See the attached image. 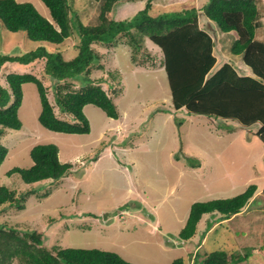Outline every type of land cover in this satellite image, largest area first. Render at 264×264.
<instances>
[{
	"label": "rangeland",
	"instance_id": "374dc122",
	"mask_svg": "<svg viewBox=\"0 0 264 264\" xmlns=\"http://www.w3.org/2000/svg\"><path fill=\"white\" fill-rule=\"evenodd\" d=\"M17 1L31 2L50 19L42 0ZM204 2L153 0L149 12L194 7L199 26L213 39L216 61L208 74L228 62L240 74L251 75L241 56L230 51L236 33L220 31L201 10ZM254 2L260 24L255 39L264 42V0ZM67 3L70 34L46 49L70 58L78 49V22L96 24L100 1ZM144 5V0L119 1L109 17L129 19ZM21 34L0 25V53L28 50V39ZM118 39L114 45L93 43L100 66L92 69L91 77L108 94L113 92L119 115L108 117L86 104L87 133L42 126L36 86L22 85L20 128L0 126V144L8 150L0 164V185L15 190L16 197L31 188L37 191L23 197L20 209L0 205V222L41 232L50 248L96 247L135 264H170L177 257L191 264L195 253L201 258L215 250L228 252L230 264H264V144L255 135L259 124L243 127L229 119L172 110L161 50L144 35L138 50L125 43L126 37ZM43 65L44 59L6 62L0 83H6L7 73H31L43 81L55 107L51 79L42 76ZM42 143L57 145L58 160L71 163L65 176L25 183L18 173L6 174L14 166H30V149ZM251 183L255 192L239 213L227 219L218 212L204 213L189 239L178 237L193 202L232 197ZM10 264L21 263L12 259Z\"/></svg>",
	"mask_w": 264,
	"mask_h": 264
},
{
	"label": "trees",
	"instance_id": "16d2710c",
	"mask_svg": "<svg viewBox=\"0 0 264 264\" xmlns=\"http://www.w3.org/2000/svg\"><path fill=\"white\" fill-rule=\"evenodd\" d=\"M97 1H100L97 23L89 26L78 22L77 52L65 58L59 51H48L46 45H58L70 34L67 0H42L49 10L50 19L31 2L0 0L2 28L11 33L23 32L21 35L29 43L28 50L20 54L0 53V70L6 62L28 64L29 61L44 59L42 76L51 79L57 108L49 101L41 79L31 73H7L6 83H0V126L20 128L18 108L22 100V85L27 82L36 86L40 102L38 121L49 130L89 132V120L83 110L86 104H93L106 116L117 118L119 112L112 97L114 87H110L112 94H108L91 77L92 69L100 66V56L93 43L114 45L120 40L118 38L126 37L125 43L138 50L144 35L161 50L172 110L185 109L187 114L229 119L243 127L257 122L259 126L255 135L264 144V42L255 39L256 28L260 24L254 0H205L201 7L220 31L236 33L230 51L241 56L251 75L240 74L228 62L208 74L216 61L213 39L199 26L194 7L150 14L153 0H144V7L131 18L117 20L109 17L113 5L134 0ZM7 151L0 144V164ZM29 155L30 166H14L6 174L18 173L25 183L52 182L71 169L70 162L58 160V147L54 143L37 144L30 149ZM255 189V184L251 183L232 197L193 202L178 237L189 239L204 213L218 212L222 219L239 213ZM36 191V188H31L16 197L15 190L0 185V205L20 209L23 197ZM42 237L39 231L21 230L0 222V264H10L12 259H18L21 264H135L115 251L96 247L50 248L44 245ZM198 258L200 256L195 253L191 264H230L231 255L224 250H215ZM170 264L186 263L182 257H177Z\"/></svg>",
	"mask_w": 264,
	"mask_h": 264
},
{
	"label": "crops",
	"instance_id": "0c3cea01",
	"mask_svg": "<svg viewBox=\"0 0 264 264\" xmlns=\"http://www.w3.org/2000/svg\"><path fill=\"white\" fill-rule=\"evenodd\" d=\"M211 36V35H210ZM245 75H247L246 73H244Z\"/></svg>",
	"mask_w": 264,
	"mask_h": 264
}]
</instances>
